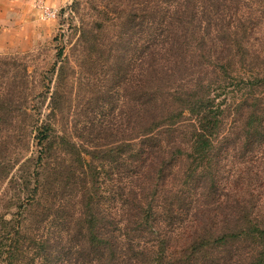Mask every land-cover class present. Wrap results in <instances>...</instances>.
<instances>
[{
    "label": "trees",
    "instance_id": "obj_1",
    "mask_svg": "<svg viewBox=\"0 0 264 264\" xmlns=\"http://www.w3.org/2000/svg\"><path fill=\"white\" fill-rule=\"evenodd\" d=\"M112 1L125 32L107 51L117 64L115 95L122 87L125 95L116 114L127 119L111 126V142L91 150L66 123L58 130L64 64L44 119L24 102L26 79L0 57V128L24 121L6 144L0 135V181L16 184L19 198L10 217L0 205V264H212L235 243L252 252L241 264H264V213L231 195L224 164L239 143L232 135L249 156L264 148V106L250 105L231 133L224 120L236 102L216 97L243 90L242 107L264 96V0ZM96 113L81 131L88 139L109 119ZM16 136L21 150L37 141V159L20 160L9 146ZM35 223L61 227L33 234Z\"/></svg>",
    "mask_w": 264,
    "mask_h": 264
},
{
    "label": "rangeland",
    "instance_id": "obj_2",
    "mask_svg": "<svg viewBox=\"0 0 264 264\" xmlns=\"http://www.w3.org/2000/svg\"><path fill=\"white\" fill-rule=\"evenodd\" d=\"M56 12V15H42L40 28L43 33L38 40H35L26 50L0 52V57L4 58L1 62H8L11 64V68H15L11 72L17 76L20 83H23L26 79L30 91L27 94L28 100L26 99L24 102H28L27 105L30 108L34 107L36 109L40 107L44 119L51 111L50 95L56 88L60 66L64 64L63 74L65 78L61 84L60 93H64L65 97L62 105H54L57 106L58 115L55 120L54 118L52 120L58 130L60 128L63 129L66 123L75 136L80 133L84 147L91 146L87 148L92 150L94 145L99 146L111 142L113 140L112 134H110L111 126L119 125L120 127V124L124 125L127 119L124 115L116 114L125 95L122 90L123 87L120 89L119 86V95H115L117 64L116 59H112V56L107 51L111 50V44L113 49L116 47L115 43H118L116 39L125 32L122 28L123 20H121L122 18H115L117 11L114 9L112 0H72L66 5L56 8ZM99 24H103L104 27L100 28ZM91 29H95V33L92 34L95 36H91V40L87 42L84 39V35ZM25 68H27V74H25ZM242 91L238 89L231 91L230 89L226 93L228 96L227 101L224 98L225 95L216 96L217 101L220 102L222 100H225V103L236 102L229 107L230 113L227 112L224 120L226 130L233 128L232 126L235 127L231 133L239 131L240 122L242 121L240 114L245 116L249 110L254 109L250 105L262 103L264 106V96L258 93L257 95H251L248 103L244 102L245 104L243 103L242 107H239L240 98L242 100L245 95ZM122 95H124V98L120 99ZM258 109V114H260ZM101 110H104V115L109 118L102 119L105 121L101 124L106 127L101 128V132V125H99L96 132L100 131V136L96 135L92 139H88L87 134L84 133L83 135L81 131L86 129L84 126H90L89 119L93 118L96 112L100 113ZM95 118V120H100L97 116ZM110 119L118 123H106ZM23 122L20 119V121L1 126L0 135H3L1 140L5 141L3 144H6L10 138L6 134H16L19 131L18 124L23 125ZM88 133L90 137L92 132ZM76 138L78 139V137ZM240 139L239 135L231 136L229 139L230 143H239L236 147L232 145L233 151L224 162L227 166L225 176L229 177L228 181L231 182V195L233 196L235 193L237 198L242 199L240 202H246L247 206L258 208L259 210L257 211L264 213V148H260L259 155L249 156L245 154V144L240 142ZM9 146L11 148H19L20 153H22L20 157L22 161L25 156L37 159L40 155L39 146L34 139L30 140V145L26 144L21 150L16 136L12 138ZM57 160L58 162L61 161L60 158H57ZM30 164L31 166L27 167V175L32 173L35 165L33 162ZM102 176V179L106 180L105 184L107 186L110 185L111 179L110 177L109 179L107 178L105 171H103ZM16 186V184L12 186L7 184V182L0 181L1 211H6L7 217L11 216V213L15 210V204L19 202L15 190ZM21 190L23 198L26 191L22 188ZM105 191L109 192L110 190L105 188ZM66 198L67 200L69 199L70 203L76 199L73 196ZM104 205L112 208L113 203L111 199L107 198L104 201ZM28 222V226L32 230L30 227L32 221L29 220ZM37 225L35 223L33 228ZM60 227L61 225L59 224L55 225V227H53V224L42 225L39 229L37 227L32 232L33 234L34 232H42L48 235V233L53 234L54 229ZM233 248L234 250L231 253L216 252L215 255L222 257L219 260L214 257L217 261H213L212 264H241L252 253L247 252V246L240 243H235ZM25 253L28 256L33 255V251Z\"/></svg>",
    "mask_w": 264,
    "mask_h": 264
},
{
    "label": "crops",
    "instance_id": "obj_3",
    "mask_svg": "<svg viewBox=\"0 0 264 264\" xmlns=\"http://www.w3.org/2000/svg\"><path fill=\"white\" fill-rule=\"evenodd\" d=\"M72 0H0V52L26 50L41 37L42 4L61 7Z\"/></svg>",
    "mask_w": 264,
    "mask_h": 264
},
{
    "label": "built area",
    "instance_id": "obj_4",
    "mask_svg": "<svg viewBox=\"0 0 264 264\" xmlns=\"http://www.w3.org/2000/svg\"><path fill=\"white\" fill-rule=\"evenodd\" d=\"M42 8H43V15L46 14L48 16L50 15H56V8H52L51 6H48L46 4H42Z\"/></svg>",
    "mask_w": 264,
    "mask_h": 264
}]
</instances>
